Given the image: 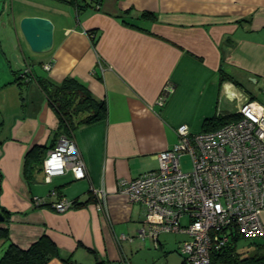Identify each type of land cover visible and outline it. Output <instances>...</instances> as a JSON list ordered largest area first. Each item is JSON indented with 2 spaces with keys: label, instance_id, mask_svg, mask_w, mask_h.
Masks as SVG:
<instances>
[{
  "label": "crops",
  "instance_id": "0c3cea01",
  "mask_svg": "<svg viewBox=\"0 0 264 264\" xmlns=\"http://www.w3.org/2000/svg\"><path fill=\"white\" fill-rule=\"evenodd\" d=\"M80 4L12 0L13 31L3 28L0 13V211L11 213L0 222L9 231L0 238V257L10 242L28 248L47 236L58 254L46 264H131L123 242L133 239L119 236L137 237L143 209L118 192L119 180L157 169V155L177 142L179 125L203 131L205 119L236 113L249 99L264 104L254 92L264 96V0ZM144 11L156 18H141ZM24 16L53 22L50 51H31L17 25ZM221 70L231 79L222 81ZM69 76L106 101L107 117L71 137L85 177L68 170L46 181L43 161L63 134L45 85ZM168 83L173 90L161 105ZM37 145L45 149L42 161L26 173V153ZM95 189L107 194L110 220L95 207ZM63 198L73 205L58 211ZM260 217L264 227V210ZM251 239L243 252L264 242Z\"/></svg>",
  "mask_w": 264,
  "mask_h": 264
},
{
  "label": "built area",
  "instance_id": "2783aa9c",
  "mask_svg": "<svg viewBox=\"0 0 264 264\" xmlns=\"http://www.w3.org/2000/svg\"><path fill=\"white\" fill-rule=\"evenodd\" d=\"M103 0H93L96 9ZM49 70L51 65L46 64ZM30 69H25L28 74ZM173 90L168 83L159 103ZM236 113L241 117L211 131L177 127L178 140L157 155L158 168L133 179H120L118 192L142 207L141 240L158 245L162 233L185 236L179 246L182 264H213L219 252L235 237L264 236L260 214L264 210V104L249 99ZM189 155L192 168L184 171L181 158ZM72 171L75 179L86 175V165L75 141L65 135L48 150L42 164L46 181ZM95 207L110 220L107 194L93 191ZM63 198L58 211L72 207ZM130 239L124 234L119 240ZM129 264V263H128Z\"/></svg>",
  "mask_w": 264,
  "mask_h": 264
},
{
  "label": "trees",
  "instance_id": "16d2710c",
  "mask_svg": "<svg viewBox=\"0 0 264 264\" xmlns=\"http://www.w3.org/2000/svg\"><path fill=\"white\" fill-rule=\"evenodd\" d=\"M74 4L80 9V0H63ZM143 19H155L156 14L151 11H144L141 14ZM222 81L230 80L231 77L221 70ZM40 84L45 83V79L38 77ZM45 90L49 102L54 108L58 117V133L67 137H72L73 133L81 126L100 121L107 117V104L103 99L93 96L90 89L83 82L75 77H66L59 84L46 83ZM240 113H226L207 118L203 123V131H211L223 125L237 120ZM45 152L44 147L34 146L25 156V172L40 163ZM5 221H8L11 213L2 209ZM8 228L0 227V238H8ZM244 238L238 236L219 252L212 253L213 264H264V242L254 243V252L251 254L243 252L239 247L240 240ZM58 254L55 243L47 236H43L35 241L28 248H22L10 242L2 256L0 264H46L47 261ZM183 260L181 261L182 264Z\"/></svg>",
  "mask_w": 264,
  "mask_h": 264
},
{
  "label": "rangeland",
  "instance_id": "374dc122",
  "mask_svg": "<svg viewBox=\"0 0 264 264\" xmlns=\"http://www.w3.org/2000/svg\"><path fill=\"white\" fill-rule=\"evenodd\" d=\"M38 1V0H37ZM62 1V0H58ZM87 0H80L81 3H86ZM12 0H0V13L4 11V18L6 20L5 27L7 31H13L12 27V13H11ZM5 7V8H3ZM18 21V20H17ZM20 21V20H19ZM19 21L17 25L19 27ZM4 28V29H5ZM254 92L259 100L264 102V96L260 91L254 89ZM226 106V105H225ZM181 168L184 171H189L192 168V161L189 155H184L181 158ZM125 234V233H124ZM127 234V233H126ZM132 241H124L123 247L125 253H128L131 264H180L182 255L180 253V244L184 235L177 233H162L160 235V242L155 246L149 238L145 241L140 238H132ZM253 239L242 238L239 247H243L250 243ZM161 243V244H160ZM120 264V263H116Z\"/></svg>",
  "mask_w": 264,
  "mask_h": 264
},
{
  "label": "water",
  "instance_id": "95a60500",
  "mask_svg": "<svg viewBox=\"0 0 264 264\" xmlns=\"http://www.w3.org/2000/svg\"><path fill=\"white\" fill-rule=\"evenodd\" d=\"M19 29L31 51L46 53L53 47L54 24L46 17L24 16L19 21ZM5 216L0 211V222Z\"/></svg>",
  "mask_w": 264,
  "mask_h": 264
}]
</instances>
